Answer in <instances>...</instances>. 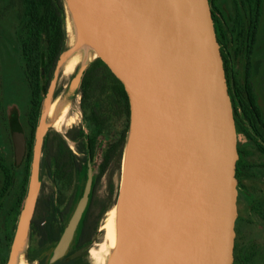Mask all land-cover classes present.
I'll list each match as a JSON object with an SVG mask.
<instances>
[{"label": "water", "instance_id": "95a60500", "mask_svg": "<svg viewBox=\"0 0 264 264\" xmlns=\"http://www.w3.org/2000/svg\"><path fill=\"white\" fill-rule=\"evenodd\" d=\"M65 1L129 103L119 245L109 264H232L237 132L209 1ZM45 132L40 119L8 263L34 216ZM13 138L19 157L22 135L14 131ZM91 186L89 169L61 246L78 226Z\"/></svg>", "mask_w": 264, "mask_h": 264}, {"label": "rangeland", "instance_id": "374dc122", "mask_svg": "<svg viewBox=\"0 0 264 264\" xmlns=\"http://www.w3.org/2000/svg\"><path fill=\"white\" fill-rule=\"evenodd\" d=\"M63 3L69 36L68 27L76 21L65 0ZM213 3L217 7L214 29L218 35L224 37L225 52L232 65V78L238 83L243 99L245 101L250 97L253 99L264 123V0L261 4L262 17L248 74H246L248 6L244 0H213ZM238 13L241 17L239 26ZM22 38L20 0H0V161L11 173V185L7 193L2 195L3 175L0 172V264H4L6 260L7 264L14 263V258L12 263H8L13 245L9 240L23 218L27 202L25 201L20 215L12 212V206L24 182L27 146L31 134L30 123L33 120L30 89L24 77L25 63L20 51ZM77 68L79 70L76 72ZM73 72L64 73L57 67L42 103L39 120H43L46 126L42 157L48 162L52 177L47 178L45 175L41 177L44 188L40 190L39 197L45 198L53 190L66 202L71 200L75 205L80 194L82 177L87 175L90 169L93 172L92 178H95L107 145L119 139L121 133H126V141L119 144L96 192L88 197L81 217L82 226L87 231L85 245L90 264H109L114 251L103 244L104 232L101 227L109 212L117 205L120 194L123 159L126 155L130 129L129 103L127 98V112L125 101L120 97L122 85L100 58L84 66L77 65ZM76 100H79L78 103ZM52 105L60 116L57 125L50 122L47 117V111ZM92 110H97L98 116L100 114L101 118H104V129L97 136L93 162L85 170L77 146L79 136L90 133L92 125L89 116ZM235 121L242 122L237 117ZM257 130L264 143L263 124L258 125ZM14 131H19L23 140L22 154L19 157L14 144ZM236 132L237 218L232 264H264V156L243 132L239 130ZM58 161L63 164L61 179H56L54 175V165ZM43 172L46 173V169ZM37 216L36 213L35 217ZM36 242L37 238L32 237L28 244L25 237L15 244L16 251L19 248L22 251L23 260L28 245L33 249Z\"/></svg>", "mask_w": 264, "mask_h": 264}, {"label": "trees", "instance_id": "16d2710c", "mask_svg": "<svg viewBox=\"0 0 264 264\" xmlns=\"http://www.w3.org/2000/svg\"><path fill=\"white\" fill-rule=\"evenodd\" d=\"M246 1L249 7L248 23L246 26V74H248L262 17L261 4L263 0H257L256 2L253 0ZM213 9L217 12L215 6ZM20 13L23 30L20 51L25 63L24 77L30 89V105L33 120L30 123L31 134L27 146V166L24 172V182L21 186L19 195L12 206V212L17 216L20 215L26 201L32 160V148L42 103L56 73L57 63L61 55L67 51L68 43L66 11L63 0H20ZM212 15L214 20L215 16L213 12ZM237 22L238 26L241 25V17L239 13L237 16ZM214 24L215 23H213V25ZM215 34L220 48V55L225 71L234 119L236 120V117H238L239 111L249 127V129H245L242 127V122L235 121L236 131L241 129L249 138L254 139L253 141L256 148L264 156V144L261 143L259 134L256 131L257 126L262 124L258 109L254 105L251 97L248 98L247 101L243 99L238 83L232 78V65L225 52L224 37L221 34L218 35L216 31ZM78 70L79 68L76 69V72ZM121 89L120 97L125 101V108L128 112L127 95L123 86H121ZM101 117L100 114L98 116L97 110H92L89 116L92 125L90 133L87 135H80L78 139L77 150L81 154V162L85 170H87L93 162L97 136L101 134L104 129V118ZM126 138L127 134L121 133L119 139L113 142L111 141L107 145L102 162L98 168V174L93 178L90 196L96 192L99 182L102 176L106 173L107 167L112 162L119 144L124 143ZM42 151L43 145L39 166L40 190L44 188V183H41V177H43V175L47 178L52 177L51 172L49 171L48 162L42 157ZM62 167L63 164L60 161L55 163L54 175L56 179H61ZM45 169L46 173L43 172ZM0 172L3 175L1 194L5 195L11 185V173L2 161H0ZM86 179L87 175H84L81 179V190L75 205L72 204L71 200L66 202L63 197L59 196L53 190L45 198L40 199V197H38L34 216L27 235L28 244L32 237L37 238L36 247L32 249L28 245L24 254V264H90L85 253L87 250L85 245L87 231L82 226L81 220L68 239L66 245H60L61 235L67 226L75 207L81 200ZM36 213L38 214L37 217H35ZM15 232L9 240L11 244L14 241ZM4 264H7V260Z\"/></svg>", "mask_w": 264, "mask_h": 264}, {"label": "bare ground", "instance_id": "6f19581e", "mask_svg": "<svg viewBox=\"0 0 264 264\" xmlns=\"http://www.w3.org/2000/svg\"><path fill=\"white\" fill-rule=\"evenodd\" d=\"M68 30H69L68 43H67L68 50L61 55L58 62V68L62 69L64 73L73 72L74 68L77 65L84 66L89 62L93 61L94 59L99 58V54L96 48L89 40V38L78 28L76 23L70 25L68 27ZM78 101L76 100L77 103ZM47 117L50 122L54 123V125H57L59 123L60 116L58 111L55 109L54 105H52L48 109ZM124 167H125V158L123 159L122 174L124 172ZM119 202L120 201L118 199L117 205L109 212L108 217L106 218L104 224L101 227V230L104 232L103 244L107 245L108 248L114 252L118 250V245H119V235H120ZM103 244L102 247L104 246ZM13 264H24L23 253L20 250V248L17 249L16 251ZM133 264H146V263L141 259H137Z\"/></svg>", "mask_w": 264, "mask_h": 264}, {"label": "flooded vegetation", "instance_id": "af4514ba", "mask_svg": "<svg viewBox=\"0 0 264 264\" xmlns=\"http://www.w3.org/2000/svg\"><path fill=\"white\" fill-rule=\"evenodd\" d=\"M209 1V7H210V10H211V15H212V12H213V14H214V16H215V13L214 12H216V11H214V9H213V7L215 6V4L213 3V0H208ZM245 1V3L247 4V1L246 0H244ZM254 2H256L257 0H253ZM247 6H248V4H247ZM216 7V6H215ZM217 8V7H216ZM248 10H249V7H248ZM212 19H213V15H212ZM213 23H215L214 22V20H213ZM215 25V24H214ZM259 112V111H258ZM260 114V113H259ZM260 117H261V115H260ZM238 119H239V121L240 120H242V127L243 128H245V129H249V127H248V124L246 123V121H245V119H244V117H243V115L242 114H240L239 113V111H238V117H237ZM244 124H246L245 125V127H244ZM262 124H263V127H264V123L262 122ZM259 125H261V124H259ZM240 132H243L241 129H238ZM257 131V133L259 134V138H260V140H261V143H263V139H262V136L260 135V133H259V131L258 130H256ZM244 134H245V132H243ZM246 135V134H245ZM247 136V135H246ZM248 137V136H247ZM248 139H250V140H254V139H251V138H249L248 137ZM254 142V141H253ZM264 144V143H263ZM254 145H255V143H254ZM255 147H256V145H255ZM258 150V149H257ZM107 172V171H106ZM93 173V172H92ZM92 182H93V178H92ZM91 192V191H90ZM89 196H90V194H89ZM88 196V197H89Z\"/></svg>", "mask_w": 264, "mask_h": 264}]
</instances>
